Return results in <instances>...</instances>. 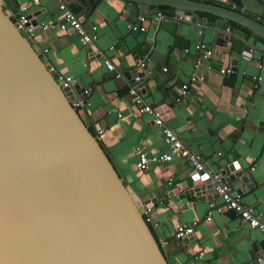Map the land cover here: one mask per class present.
<instances>
[{"label":"crops","instance_id":"obj_1","mask_svg":"<svg viewBox=\"0 0 264 264\" xmlns=\"http://www.w3.org/2000/svg\"><path fill=\"white\" fill-rule=\"evenodd\" d=\"M61 1L78 17L84 31L96 36L90 47L70 27L57 28L62 22ZM190 1L244 11L264 22V0ZM0 3L9 13H16L21 5L26 7L27 14L36 13L33 19L37 26L32 35L42 61L57 75L70 77L73 86L89 89L82 108L84 121L94 135L102 133L98 139L100 147L125 184L134 192L150 194V199L144 200L155 201L148 209L152 223L149 226L167 264H248L250 255L264 264L262 233L250 228L233 211L225 210L214 193L203 194L198 201L188 196L185 204L174 207L169 193L183 181L189 182L188 174L193 171L179 155L172 156L168 163H151L145 172L134 170L131 150L139 143L147 141L144 152L148 157L166 153L167 147L160 128L132 103L126 76L136 58L145 61L141 100L159 110L164 126L173 132L183 149L201 158L203 170L224 177L240 203L252 208L264 221L261 37L228 22L232 32L220 45L216 37L219 31L215 29L217 18L211 14L192 12L198 20L194 24L176 18L173 7L147 5L144 15L137 3L126 0H0ZM159 7L170 8L172 14L166 15L167 9H161L166 18L154 22L152 13L159 12ZM140 16L144 18L142 22L138 20ZM49 23L55 27L42 30L38 26ZM128 24L143 26L144 31H130ZM198 43L213 52L199 68L204 80L192 84L183 101L175 104V87L187 82L191 64L198 56ZM104 59L112 63L115 72L121 73L120 79H114L113 73L105 70ZM225 68L232 69V73H220ZM256 77L260 79L256 81ZM236 172H243L250 179L247 185L235 177ZM137 201L141 204L140 199ZM192 223L190 236L174 238L177 227Z\"/></svg>","mask_w":264,"mask_h":264},{"label":"water","instance_id":"obj_2","mask_svg":"<svg viewBox=\"0 0 264 264\" xmlns=\"http://www.w3.org/2000/svg\"><path fill=\"white\" fill-rule=\"evenodd\" d=\"M126 1L144 15L147 5L173 7L194 24L192 12L211 14L220 45L232 32L228 22L264 40V22L244 11L190 0ZM71 89L60 88L0 3V264H167L142 217L155 201L144 200L150 194L132 191L116 173L83 110L69 104L83 88ZM211 175L190 172L189 182L169 193L174 207L188 196L198 201L212 194ZM235 177L250 181L243 172Z\"/></svg>","mask_w":264,"mask_h":264},{"label":"built area","instance_id":"obj_3","mask_svg":"<svg viewBox=\"0 0 264 264\" xmlns=\"http://www.w3.org/2000/svg\"><path fill=\"white\" fill-rule=\"evenodd\" d=\"M59 10L61 11L62 22L56 25L57 28L63 30L65 26L70 27L80 37L84 45L86 47H90V45L96 40V36L94 34H88L84 31L78 17L67 9L64 1H61V4L59 5ZM28 15H30L29 18H27ZM9 17L14 23L15 28L18 31L24 33L26 37L29 38L33 44L36 45V40L33 39L32 32L34 27L37 26V24L34 26L30 24V21L33 20V16L31 14H27L26 7L21 5L16 13H9ZM152 17L154 22H158L166 18L164 14L157 11L155 13H152ZM176 18H178L179 20L182 19L179 16H176ZM143 19L144 18L142 16L138 18L139 22H142ZM38 26H40L42 30L53 29L55 27L53 23L40 24ZM127 29L130 31H144L143 26H136L133 24H128ZM226 32L228 33L229 30L226 29ZM197 51L198 56L194 59L191 64V71L189 73L187 82L175 87V104H178L179 102L183 101V99L188 95L190 86L192 84L202 83L204 80V75L199 71V68L204 62H207L210 57H212L213 52L210 47L204 45L203 43L197 44ZM103 66L108 73H113L114 79H120L122 77L121 73L117 71L115 72L112 63L108 59L103 60ZM144 69L145 61L141 58H136L134 60L133 68L131 69L130 73H128L130 86L128 87L127 94L131 98L132 103L136 106L138 112L140 114L148 115L153 125L160 128V133L162 135L163 142L167 147V152L157 156L148 157L146 155V152H144V145L147 143V141L139 143L131 150V157L133 159L134 170L137 172H145L148 170L149 164L168 163L172 159V156L179 155L186 163H188V165L193 169V171H202L203 163L201 161V158L198 155L183 149L180 141L173 134V132L169 128L164 126L162 116L159 110L156 107H150L141 100L140 85L144 80ZM162 71H165V69H162ZM220 73L228 75L231 73V69L225 68L223 70H220ZM255 79L256 81H258L260 77H256ZM56 80L60 88H68L69 91L73 93L71 89V87L73 86V82L70 77H61L56 74ZM254 87L256 88V85H254ZM88 92L89 89L85 88L79 95L73 96V100L69 102L70 106L75 110H82L85 102V97L88 95ZM94 137L98 141V139L102 137V133L99 132L94 135ZM209 183L213 185V193L222 201V206L225 210L233 211L234 213H236L238 217L242 221L247 223L250 228L259 230L264 237V221H260L259 217L255 214L252 208L243 206L240 203L239 199L232 194V190L225 180H222L220 176L211 175ZM142 217L147 225L152 224L148 216V210L144 211ZM193 224L194 223H192L190 226L177 227L174 231V238L182 239L186 236H190L193 231Z\"/></svg>","mask_w":264,"mask_h":264},{"label":"trees","instance_id":"obj_4","mask_svg":"<svg viewBox=\"0 0 264 264\" xmlns=\"http://www.w3.org/2000/svg\"><path fill=\"white\" fill-rule=\"evenodd\" d=\"M161 9H167V11L166 12H164L166 15H171L172 13L170 12L171 11V9L170 8H163V7H159L157 10L159 11V12H161ZM162 13V12H161ZM164 13H162V14H164ZM231 25H237V24H235V23H232ZM233 27V26H232ZM244 30L245 31H247V32H249V30H247V29H245L244 28ZM260 40H261V42H263V44H264V40L263 39H261L260 38ZM88 130H89V128H88ZM90 131V130H89ZM90 133L94 136V134L90 131ZM148 226V228H149V230L151 231V228H150V226L149 225H147ZM152 233V232H151Z\"/></svg>","mask_w":264,"mask_h":264},{"label":"bare ground","instance_id":"obj_5","mask_svg":"<svg viewBox=\"0 0 264 264\" xmlns=\"http://www.w3.org/2000/svg\"><path fill=\"white\" fill-rule=\"evenodd\" d=\"M53 71V70H52Z\"/></svg>","mask_w":264,"mask_h":264}]
</instances>
